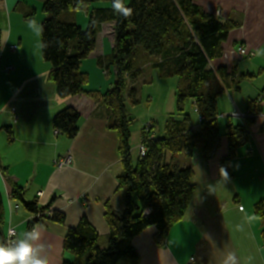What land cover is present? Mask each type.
<instances>
[{
	"label": "crops",
	"instance_id": "0c3cea01",
	"mask_svg": "<svg viewBox=\"0 0 264 264\" xmlns=\"http://www.w3.org/2000/svg\"><path fill=\"white\" fill-rule=\"evenodd\" d=\"M45 1L0 0V241H5L10 228L19 234L39 218L29 213L24 203L50 206V212L66 216L65 224L46 218L38 224L44 226V239L51 245V264H62L66 258L77 261L65 254L63 242L68 228L75 227L82 217L105 244L110 232L104 217L106 203L121 215L126 190L118 189L123 168L118 135L109 128L110 110L86 98L60 99L49 79L52 66L43 58L41 35ZM197 5L222 22L237 25L223 43L222 57L213 61L211 68L225 67L229 72L237 68L254 78L241 81L237 90L218 98L220 141L210 160L199 150L191 157L186 152L168 154L172 165H192L195 194L164 246L154 240L155 227L133 238L131 244L140 257L137 264H222L228 251L236 254L239 264H264V218L255 212V205L264 200V0H197ZM105 8L110 4H93L78 11L77 24L87 29L91 14ZM20 9L33 10L34 17L26 19ZM29 20L37 26L30 28ZM114 41V23L101 24L96 50L81 66L88 75L86 91L105 95L114 87L116 70L105 67ZM240 47L254 56H241ZM100 59L104 66L99 65ZM128 82L125 99L131 121V156L136 164L144 136L164 138L169 120H182L176 109L179 79L163 78L158 69L145 65L140 75ZM132 88L137 90L135 105L129 98ZM188 102L186 113L192 115L193 129L198 132L200 117L193 101ZM251 104L255 122L233 160L232 175L224 180L219 168L228 153L226 130L230 125L245 124V118L234 113L248 114ZM69 105L82 113L73 140L55 135L53 126L54 116ZM61 161L66 163L57 164ZM15 187L20 188L24 203L13 197Z\"/></svg>",
	"mask_w": 264,
	"mask_h": 264
},
{
	"label": "trees",
	"instance_id": "16d2710c",
	"mask_svg": "<svg viewBox=\"0 0 264 264\" xmlns=\"http://www.w3.org/2000/svg\"><path fill=\"white\" fill-rule=\"evenodd\" d=\"M103 3L110 4V8L95 10L87 29L80 28L76 13ZM126 6L133 9L127 18L113 11L112 0H46L43 5L46 18L41 25L42 54L52 66L49 79L55 84L60 99L86 98L110 110L109 128L118 135L123 168L118 189L126 190L125 210L121 215L106 203L104 217L110 232L105 244H101L100 235L88 219L82 217L75 227L68 228L63 242L65 254L77 261L66 258L62 264H121L123 261L137 264L140 257L131 240L150 227L157 230L156 244L164 246L170 230L184 218L195 194L192 165L184 168L172 165L168 154L186 152L191 157L199 150L210 160L220 141L218 98L226 91L237 90L241 81L254 78L253 74L240 73L237 68L230 72L225 67L211 68V63L222 57L223 43L237 25L206 13L197 5V0H130ZM20 10L26 19L34 17L33 10ZM111 22L115 41L105 67L115 68L116 83L105 95H99L85 90L88 75L81 66L96 50L100 25ZM104 64L100 59L99 65ZM145 65L158 69L163 78L179 79L176 109L182 120H169L164 138L144 136L142 144L146 154L134 164L125 90L128 81H134ZM129 98L134 105L137 103L136 89L132 88ZM188 101H193L202 119L198 132L193 129L192 115L186 113ZM255 112L251 104L245 124L227 128L228 153L220 163L221 177L222 169L227 176L232 175L233 160L247 141ZM81 118V111L69 105L54 116L53 126L73 140L78 135ZM13 197L24 203L20 188L13 189ZM24 206L39 217L30 223V228L44 218L65 224L66 216L59 211L50 212V206L40 207L37 202L24 203ZM255 212L264 218V200L255 205Z\"/></svg>",
	"mask_w": 264,
	"mask_h": 264
},
{
	"label": "clouds",
	"instance_id": "9594fccd",
	"mask_svg": "<svg viewBox=\"0 0 264 264\" xmlns=\"http://www.w3.org/2000/svg\"><path fill=\"white\" fill-rule=\"evenodd\" d=\"M112 9L125 18L130 17L133 9L125 5L124 0H112ZM30 28L36 27V21L29 20ZM224 180L227 173L222 169ZM44 226L35 224L30 229L16 233L9 229V238L0 241V264H51V245L44 239ZM222 264H239L236 254L232 251L225 253Z\"/></svg>",
	"mask_w": 264,
	"mask_h": 264
},
{
	"label": "built area",
	"instance_id": "2783aa9c",
	"mask_svg": "<svg viewBox=\"0 0 264 264\" xmlns=\"http://www.w3.org/2000/svg\"><path fill=\"white\" fill-rule=\"evenodd\" d=\"M239 53H240V55L241 56H249V57H252V56H254V53L253 52H251V51H249V50H247L246 48H243V47H240L239 48ZM12 70V68H7V71H11ZM15 111V110H14ZM255 116H256V114H254ZM234 116H241V117H243V118H245L246 119V117H248L249 115L248 114H244V115H241L240 113H236V114H234ZM16 119V118H15ZM202 119L200 118V121H201ZM15 122H16V120H15ZM60 134V132L58 131V130H56L55 129V135H59ZM145 154H146V147L142 144L141 146H140V149H139V156H140V158H142V157H144L145 156ZM66 162H64V161H61V162H57V164H60L61 166L62 165H64ZM9 238V233H8V236H7V238L5 239V241L7 240Z\"/></svg>",
	"mask_w": 264,
	"mask_h": 264
},
{
	"label": "rangeland",
	"instance_id": "374dc122",
	"mask_svg": "<svg viewBox=\"0 0 264 264\" xmlns=\"http://www.w3.org/2000/svg\"><path fill=\"white\" fill-rule=\"evenodd\" d=\"M124 3H125V5H129V3H130V0H124ZM104 4V3H103ZM107 4V3H106ZM86 11V10H85ZM129 83V82H128ZM128 85V84H127ZM127 88V87H126ZM190 107V105H189V102H188V104H187V111H188V108ZM234 114H236V113H234ZM223 140L225 141V137L223 138Z\"/></svg>",
	"mask_w": 264,
	"mask_h": 264
}]
</instances>
